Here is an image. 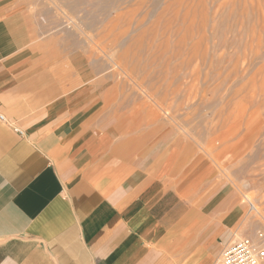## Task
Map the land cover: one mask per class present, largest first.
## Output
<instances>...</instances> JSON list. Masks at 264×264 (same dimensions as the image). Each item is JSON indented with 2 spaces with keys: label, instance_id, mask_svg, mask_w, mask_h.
Returning <instances> with one entry per match:
<instances>
[{
  "label": "crops",
  "instance_id": "0c3cea01",
  "mask_svg": "<svg viewBox=\"0 0 264 264\" xmlns=\"http://www.w3.org/2000/svg\"><path fill=\"white\" fill-rule=\"evenodd\" d=\"M49 13L0 0V264H221L233 188L175 136L123 133Z\"/></svg>",
  "mask_w": 264,
  "mask_h": 264
},
{
  "label": "rangeland",
  "instance_id": "374dc122",
  "mask_svg": "<svg viewBox=\"0 0 264 264\" xmlns=\"http://www.w3.org/2000/svg\"><path fill=\"white\" fill-rule=\"evenodd\" d=\"M28 1L58 48L80 39L83 83L113 85L123 133L175 136L233 188L237 234L264 229V0Z\"/></svg>",
  "mask_w": 264,
  "mask_h": 264
},
{
  "label": "built area",
  "instance_id": "2783aa9c",
  "mask_svg": "<svg viewBox=\"0 0 264 264\" xmlns=\"http://www.w3.org/2000/svg\"><path fill=\"white\" fill-rule=\"evenodd\" d=\"M0 120H4L3 115ZM248 203L254 209V205ZM219 260L221 264H264V230L257 229L254 236L234 234L222 247Z\"/></svg>",
  "mask_w": 264,
  "mask_h": 264
},
{
  "label": "bare ground",
  "instance_id": "6f19581e",
  "mask_svg": "<svg viewBox=\"0 0 264 264\" xmlns=\"http://www.w3.org/2000/svg\"><path fill=\"white\" fill-rule=\"evenodd\" d=\"M253 208L255 209V207L253 206Z\"/></svg>",
  "mask_w": 264,
  "mask_h": 264
}]
</instances>
